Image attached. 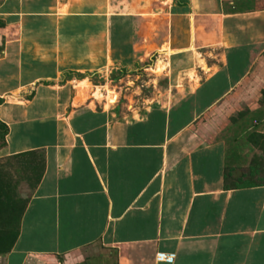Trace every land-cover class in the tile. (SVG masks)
Here are the masks:
<instances>
[{
  "label": "crops",
  "instance_id": "0c3cea01",
  "mask_svg": "<svg viewBox=\"0 0 264 264\" xmlns=\"http://www.w3.org/2000/svg\"><path fill=\"white\" fill-rule=\"evenodd\" d=\"M167 50L157 106L87 95L88 75ZM263 50L264 0H0V164L28 181L0 264H264V179L248 169L263 154L247 139L264 107L219 110Z\"/></svg>",
  "mask_w": 264,
  "mask_h": 264
},
{
  "label": "rangeland",
  "instance_id": "374dc122",
  "mask_svg": "<svg viewBox=\"0 0 264 264\" xmlns=\"http://www.w3.org/2000/svg\"><path fill=\"white\" fill-rule=\"evenodd\" d=\"M226 6L229 5L227 4ZM172 33L174 39H178L180 37L179 30H177L176 28H173ZM171 52V50H167L160 51L159 53H150L152 55L149 54L146 60L142 62V64L145 65V68H142L141 64L130 67L128 69L129 71H122L121 68H117L108 71L104 70L102 75H88L87 78H85L89 85V91L87 95L92 94V92L97 88L102 95L97 100L103 101L106 104L108 103V105H110L111 103L108 102L107 96H117L115 106L116 108H122L124 111L126 110L127 106L135 107L137 109L143 106H157L158 104H160V101L154 100L153 98L157 97L158 93L160 92H168L170 90L169 85L171 82V74L169 71H167V66L168 57ZM261 56L262 58L260 59V64H263V68L261 69V71L256 74V70H253V72L250 74L251 79L249 78L248 83L246 85H239L235 88L237 89V91H239L237 97L238 99H228L227 102H223L220 105L219 110H225V112H228V110L232 109H235L237 111H248L250 110L249 108H251V110L254 108H258L259 114L261 115V113H263L264 103L261 104V95L258 91L260 86H262L261 84H263L262 81L264 80V50L261 53ZM156 58L157 61L154 65ZM195 59L196 63L200 64L202 68H205L202 58L197 51H195ZM150 67L152 70L149 69ZM186 76L189 79L196 77L194 69L186 71ZM76 78L79 80L82 79L78 77ZM74 82L75 81H73L71 85L74 86ZM77 86L81 85L78 84ZM175 89L180 90L181 88L180 86H177L172 90L175 91ZM71 91H75V89L72 87ZM259 157L260 160L258 162L260 163L257 169V173L264 179V154H259ZM3 166V164H0L1 173L7 172L5 168H3ZM7 173V178L10 182L8 192L10 193L11 198H13V201H16L18 205V200L20 201V199H27L28 197V186L26 185L28 184V181H25V178H22L21 175L18 177L15 170L13 169H11V172L8 171ZM22 179L24 182H22Z\"/></svg>",
  "mask_w": 264,
  "mask_h": 264
},
{
  "label": "trees",
  "instance_id": "16d2710c",
  "mask_svg": "<svg viewBox=\"0 0 264 264\" xmlns=\"http://www.w3.org/2000/svg\"><path fill=\"white\" fill-rule=\"evenodd\" d=\"M157 58L154 62V65L157 61ZM121 70L126 71L124 68H121ZM259 93L261 95V104H262L264 103V84L259 89ZM245 112L246 110H243L242 112L239 113V115L242 116ZM4 133H5V127L0 123V147L4 145V140H3ZM247 139L248 141L251 142L257 140V143L259 142V144H255V145H257L261 153L264 154L263 134L252 132L248 135ZM259 163L260 162L254 159L251 162V165H249L248 167L249 172H256ZM7 177H8L7 172H3V173L0 172V255L8 252L13 244V241L15 240V237L17 235L19 217L23 211V207L26 202V199H20V201L18 200L20 204L18 203L17 205L16 201L15 202L13 201V198H11V195L8 192L9 191L8 187L10 186V182Z\"/></svg>",
  "mask_w": 264,
  "mask_h": 264
},
{
  "label": "built area",
  "instance_id": "2783aa9c",
  "mask_svg": "<svg viewBox=\"0 0 264 264\" xmlns=\"http://www.w3.org/2000/svg\"><path fill=\"white\" fill-rule=\"evenodd\" d=\"M116 97H114L113 101L116 100ZM175 254L172 252H156L154 254V260L158 263H165V264H172L174 260Z\"/></svg>",
  "mask_w": 264,
  "mask_h": 264
},
{
  "label": "water",
  "instance_id": "95a60500",
  "mask_svg": "<svg viewBox=\"0 0 264 264\" xmlns=\"http://www.w3.org/2000/svg\"><path fill=\"white\" fill-rule=\"evenodd\" d=\"M175 51V50H174Z\"/></svg>",
  "mask_w": 264,
  "mask_h": 264
}]
</instances>
